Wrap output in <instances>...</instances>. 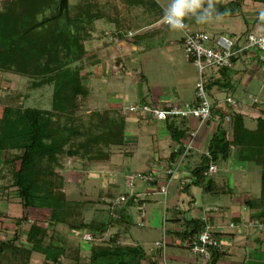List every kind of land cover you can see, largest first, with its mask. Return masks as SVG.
<instances>
[{"label":"trees","instance_id":"obj_1","mask_svg":"<svg viewBox=\"0 0 264 264\" xmlns=\"http://www.w3.org/2000/svg\"><path fill=\"white\" fill-rule=\"evenodd\" d=\"M245 1L213 0V3L217 12L227 11V15L219 17L242 15L247 22L242 11ZM247 1L264 6V0ZM126 3L128 7L139 5L142 11L148 12L144 13L148 20L156 22L161 19L162 8L155 0H126ZM93 4L91 0H78L74 4L69 0H3L0 7V73L26 78L25 92L15 93L12 103L4 101L0 111V167L6 169L10 179L0 188H15L14 196L25 212L15 219L12 238L0 239V264H28L33 252L43 256L41 264H56L69 257L71 264H98L101 260H106L107 264H156V254L146 253L139 244L118 243L115 235L107 243L96 241L122 218L123 209L116 208L111 214L108 206L106 218L86 220L83 213L88 208V201L69 199L65 193L63 157L80 161L88 167L105 165L112 148H121L125 143V114L120 109L80 110V99L84 100L88 95L80 71L84 69L82 63L87 67L92 64L86 44L93 38L96 21L114 23L113 34L118 38L129 37L128 31L135 29L137 22L134 25L121 24L119 17L94 10ZM184 23L186 27H196H191L196 25L191 17H186ZM255 57L264 64L258 53ZM228 71L220 68L218 77L210 76L206 84L209 96L212 86H229ZM45 85L51 86L49 106L26 105L27 90ZM227 105L222 109L212 101L213 133L206 150L189 169L190 180L181 188L186 193H190L191 185L214 194L226 192L214 173H207L209 165L216 166L232 155L236 161H252L260 167L259 195L246 196L243 203L251 209V217L263 221L264 117H256L255 125L250 128L245 125L243 114ZM226 116H229L228 123L224 122ZM174 120L165 118L162 121L171 139L177 140L181 133H176L181 131ZM182 147L184 144L174 154H180ZM171 171L167 174L170 175ZM152 175L153 180L146 182L156 181L155 174ZM134 197L132 194L125 203H133ZM2 216L4 213L0 212ZM21 222L28 223L24 239L19 238ZM58 225L66 226L73 233L87 232L92 236L86 257L80 255L78 245L70 246L53 233ZM205 225L200 218H182V228L169 233L187 246L186 243ZM218 252L217 248L210 250L207 264L215 260Z\"/></svg>","mask_w":264,"mask_h":264},{"label":"rangeland","instance_id":"obj_2","mask_svg":"<svg viewBox=\"0 0 264 264\" xmlns=\"http://www.w3.org/2000/svg\"><path fill=\"white\" fill-rule=\"evenodd\" d=\"M76 1L78 0H69L71 4H74ZM157 1L166 6L169 2V0ZM91 2L95 4H93L94 10L101 11L114 18L119 17L121 24L129 23L130 25H134L137 22V26L135 29H132L133 33L129 38L135 39L139 35H142L141 39L143 40L142 43H139L140 47L137 52L135 51L133 54L126 55L127 58L133 59L132 61H129V59L121 63H114L111 61L109 66H112V70L109 72L110 74L104 77L97 78L94 76L95 66L97 64L91 68V75L86 77L88 74L86 69H89L90 66L87 67L82 63L84 69L80 71V74L84 75L83 83L88 88L89 95H87L84 100L80 99L81 111H90L92 108H99L106 105L108 102H112L117 104L120 103L121 106H123L120 111L123 113L122 110L124 107L130 104H140L141 102L137 103L135 101H140L145 96H147V98H145L147 103L159 105L160 103H153L156 101L155 94H170V96H173L175 92H180L182 89H188V95L191 94L194 81L198 78V72L195 65L186 59L182 45L179 42V36L182 33L181 30H173L167 25H159L160 20L156 22L150 19L148 20V15L144 14L148 12L142 11L141 8L138 7L139 5L136 7H128L126 0H91ZM257 3L258 4H255V2L246 0L242 5L243 13L248 12L251 14L249 26H251V29L253 28L252 31L263 29V26L257 23L264 22V18L259 16V13L264 11V6L262 3ZM2 5L3 0H0V7H2ZM257 7H259V9ZM149 12L153 13V11ZM128 13L130 15H128ZM151 22L154 23L151 24ZM104 24L113 25V32L115 31L116 25L107 20H98L95 23L97 28L105 29L107 27ZM255 24L257 25L254 26ZM193 26H196L195 28H203L209 32H222L228 36L231 34L232 36H236L244 32L247 24L244 22L242 15H237L213 16L208 22ZM90 42H87V48L88 45H91ZM108 52L109 51H105V53ZM105 53L104 55H106ZM126 56L124 57L126 58ZM124 57L123 59H125ZM25 79V77L20 75L0 73V111L2 110L4 101L12 103L15 93L25 92ZM50 90V85H45L34 90H27L29 96L24 100L25 104L47 108L49 106ZM233 96L237 100L238 107H241L243 111L253 107L252 103L256 102V106L264 107V76L258 77V75H252L247 79L246 83H237ZM133 129L134 130H131V132H137L140 140L147 139L143 128L135 126ZM129 132L130 131H127V133ZM150 144L151 142L147 139L146 146L149 147L146 149L151 147ZM123 150V147L112 148L114 152L111 157L112 166L101 164L88 167L87 165L85 166L84 163L69 157L65 156L62 158V165L65 171L64 188L66 197L69 199L91 201L90 203L87 202L88 204L86 203V207L88 208L85 209L83 213L86 220L94 217L102 219L109 212L108 205L110 201L119 194L129 191V188H127L124 183V173L127 172V170H134V160L132 157L122 154ZM229 159L230 163L227 162V164H225L232 167L233 170L226 174L227 180L225 182V187L228 191L220 195H217V193L214 195H207L211 197L209 199H211L212 202L216 203L218 201L219 205H227L225 208L227 211L225 213L226 219L231 218L230 210L239 211L242 214H244L245 210H249L244 203L240 202V195L248 193L252 198L258 193L257 189H260V167L257 164L252 161H236L234 155L229 157ZM217 165L218 172H222L223 163L219 162ZM9 182L10 179L6 169L0 167V185H5ZM135 183L140 184L141 180L136 179ZM135 185L137 184H134V186ZM176 187L177 186L173 182L168 186V200H174L180 195ZM14 191L15 188L10 186L8 188H0V212L4 213L5 216L0 217L1 237L12 238L15 219L20 218L25 213L19 203V199L14 196ZM164 199L165 196L160 194L159 196L153 195L150 201H144L146 204L145 214L141 220L139 219V214L136 213V208L132 207L130 209V224L126 237L123 236L124 223L116 221L108 231L96 241L107 243L108 239L115 235L118 243L123 242L126 238V241L129 243L139 244L145 251H148L149 248L152 247V244L154 246V240L156 238L161 239V212L165 204L163 203ZM257 204L259 203L257 202ZM119 206H122V204H119L117 207ZM31 214L33 215L34 212ZM140 222L142 223L141 226L139 225ZM246 222L247 223H242L244 225L242 227H245V224L246 226H250L249 222L251 221ZM20 224L19 238L24 239L28 223L21 222ZM252 224L253 226L251 227L254 228L255 223L252 222ZM232 229L235 230L236 227ZM53 233L63 238L70 246L78 245L80 248V255L86 257L88 254L87 247L90 241L83 238V234L87 232L73 233L66 226L58 225L55 227ZM220 242H222L221 238L218 239V243ZM169 247L173 246L169 245ZM181 248H184L183 250L188 254L185 246L178 249ZM165 250L167 253V249ZM42 260L43 256L40 253L33 252L28 264H41ZM71 262L69 257L68 259L62 258L61 261L56 264H71ZM107 263L106 260L98 262V264ZM165 264H168L167 261Z\"/></svg>","mask_w":264,"mask_h":264},{"label":"crops","instance_id":"obj_3","mask_svg":"<svg viewBox=\"0 0 264 264\" xmlns=\"http://www.w3.org/2000/svg\"><path fill=\"white\" fill-rule=\"evenodd\" d=\"M155 2L162 8L166 7V5L162 3L160 4L157 0H155ZM255 4L258 3L255 2ZM257 8L259 9V7ZM244 15L245 19L247 20V22H245L244 20V22L247 24L245 30L251 29V26H249L251 14L247 12L244 13ZM195 24L197 23L195 22ZM257 24L263 26V29L257 31H264V22H258ZM257 24H255L254 26H256ZM193 25L191 27H194ZM97 26L95 31L93 32V38L90 40L91 42L89 41L91 45H88V50L90 51V61L92 62V64L89 69H86L88 73L86 77H89V75H91V68L96 64L97 65L95 66L94 71L95 77L100 78L106 76L107 74H110L109 72L112 70V66H109V64L111 63V61H113L114 63L127 61L129 58H127L126 55L133 54V52L135 51L137 52L138 48L140 47L139 43H142L143 40L141 39L142 35H139L135 39L131 37L118 38L113 34V25L110 24L105 25L107 27L105 29L97 28ZM200 29L205 30L203 28ZM251 30H253V28ZM129 31L133 32L132 30ZM209 33L216 35L223 34L222 32ZM180 38L181 35L179 36V42ZM105 51L109 52L105 53ZM104 53L106 55H104ZM124 56H126V58ZM123 57L125 59H123ZM132 60L133 59H129V61ZM219 74L220 72H217L213 73L211 76L213 78H216L219 76ZM252 75H258V77L264 76V64L256 59L255 53H251L248 56H243L234 63L233 68L228 71V87H219L218 85H215L210 88L211 100L215 101L217 107L226 109L228 105L224 102L223 98L229 95L235 99L233 94L235 88L237 87V83H246L247 79ZM193 88L194 84L192 86L190 95H188V89H182L180 92H175L173 96H170V94H155L156 101H154L153 103L157 102L163 104V102L167 103L178 100L191 101L193 99ZM145 98H147V96H145L142 100L135 102L147 103ZM252 106L253 107H250L246 111H243L241 107L238 106L236 108V111L243 114L245 125L250 128L255 125L256 117H264V107L256 105ZM105 107L121 109V107L123 106H121L120 103L117 104L108 102L102 107L92 109H101ZM124 122L125 143L123 145L124 150L122 151V154L132 157L134 160V170H127V172L125 173H153L156 176V181L152 183L145 181H141L140 184L135 183L137 185H135L133 188V194H135V196L139 198L138 202L129 204L122 203V206L117 207L123 209L122 215L119 213V217L120 215L122 217L119 222L121 221V223H124L123 236L126 237V235L128 234L127 231L130 224V209L132 207H135L136 213L139 214V219H143L144 215L141 217V211L143 210L145 214L146 204L144 203V201H150L153 195L159 196L160 194H163L160 191V188L164 185L165 192L163 195L165 196V199L163 203L165 204L163 205L161 212L162 218L160 237H162L164 233L167 239V244L165 246V249H167V253L164 249L165 263L167 261L168 264H207V262L204 263V261L198 255L193 254L179 238L172 237V235L169 233L170 231H179L182 228V218H200L211 227L216 240L218 241V239L221 238L222 241L220 242L221 248L217 253V257L211 264H264V220L261 221L257 218L251 217V209L245 210L244 214L239 211L230 210L231 218L226 219L225 213L227 211L225 208L227 207V205H219L218 201L216 203L212 202V200L209 199L211 197L207 196L208 194L214 195V193L204 191L201 187L195 185L190 186V193H186V190H183L181 188L190 180V167H192L198 161L200 155L207 148V144L215 127V118L209 119L204 122H199L195 118H175L174 124L177 125V127L181 131L176 133V135L178 133H181L179 134L180 137L177 140L171 139L166 124L162 120H156L136 113H126L124 116ZM135 126L144 129L145 137H147V139L151 142V147L149 149H146L147 147H149L146 146L147 139L140 140L137 132H131V130H134L133 128H135ZM127 131L130 132L127 133ZM191 131H194V136L192 137L189 134ZM188 141L191 142V148L188 150V152H186L182 156L184 152V147H182L181 153L175 155V150H177L180 145H183ZM113 153L114 152L112 151L109 157V161L107 162V164L110 166H112L111 157ZM174 157L175 160L173 159ZM229 160L230 159L227 158L226 160L220 161L224 165L222 166V172H218L217 164L219 162L216 163L217 171L216 173H214L218 183L223 186L226 192L228 191V189L225 187V182L227 180L226 174L233 170L232 167L226 165ZM168 169L172 170L170 175L166 173ZM125 173L124 177L126 175ZM171 182H173L177 186L176 188L180 193L178 198H175L174 200H168L169 197H167L168 186H170ZM259 190L260 189H257L258 193L254 197H257L259 195ZM220 194L222 193H217V195ZM246 196H249L251 198V195L248 193L240 195V202L243 203V200ZM103 218H106V216H104ZM246 221L255 223V229L251 226H246V224L245 227H242L244 226L242 223H247ZM258 222L261 223V227L257 226ZM234 227H236L235 230L232 229ZM2 238L8 237L0 236V239ZM158 239L159 238H156L154 241ZM121 243L129 244V242L126 241V238ZM169 245L173 247H169ZM184 246L186 247L188 254L187 252L185 253V251L183 250L184 248L178 249ZM146 253H155L156 261L161 258L160 250H158L157 248L155 249L153 244L152 247L149 248L148 251H146ZM151 257L153 256L151 255Z\"/></svg>","mask_w":264,"mask_h":264},{"label":"built area","instance_id":"obj_4","mask_svg":"<svg viewBox=\"0 0 264 264\" xmlns=\"http://www.w3.org/2000/svg\"><path fill=\"white\" fill-rule=\"evenodd\" d=\"M159 25H166L160 19ZM181 45L186 56V59L195 65L198 78L194 83L193 99L191 101H172L167 102L163 106L150 103L130 104L124 107L123 113H136L147 117L163 120L165 118H195L199 122H204L212 117L211 98L207 92L206 84L213 73L219 72V69L231 70L234 63L243 56H248L251 53H258L260 60H264V31L247 30L240 35L228 36L226 34H211L199 28L185 27L181 30ZM133 32H128L131 36ZM235 59V60H233ZM224 102L229 104L233 110H236L238 103L236 99L227 95L223 98ZM224 122H229V116L224 118ZM190 136H194V131H191ZM191 148V142L184 144V152L182 156ZM168 169L166 173H170ZM172 172V171H171ZM215 164H210L207 173H215ZM152 173L146 172H131L125 175L124 183L129 191L127 195L119 194L114 197L109 203L111 214H114L115 209L119 204L125 203L127 198L133 194V187L136 179L141 181L153 180ZM160 191L164 194L165 186H161ZM138 197L135 196L133 201L138 202ZM144 211H141V217ZM139 225H142L140 222ZM253 226L252 222H249ZM261 227V223H257ZM85 240H92L89 233L83 234ZM167 244L165 234L161 239L154 241V245L160 250L161 258L156 261V264H165L164 249ZM188 249L195 255H198L204 263L210 257V250L221 248L220 243L215 238L214 232L207 224L197 232L190 242L186 243Z\"/></svg>","mask_w":264,"mask_h":264},{"label":"clouds","instance_id":"obj_5","mask_svg":"<svg viewBox=\"0 0 264 264\" xmlns=\"http://www.w3.org/2000/svg\"><path fill=\"white\" fill-rule=\"evenodd\" d=\"M214 15H227V11L217 12L213 0H207V3H202V0H169L167 6L162 9L161 20L170 29L182 30L186 27V17L193 18L197 24H203ZM259 16L264 18V11H261Z\"/></svg>","mask_w":264,"mask_h":264}]
</instances>
